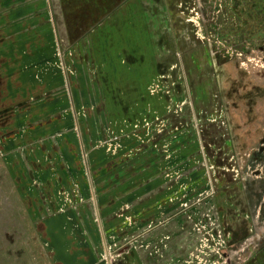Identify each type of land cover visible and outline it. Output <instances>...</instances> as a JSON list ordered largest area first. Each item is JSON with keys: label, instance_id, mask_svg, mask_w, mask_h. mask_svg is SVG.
I'll use <instances>...</instances> for the list:
<instances>
[{"label": "rangeland", "instance_id": "1", "mask_svg": "<svg viewBox=\"0 0 264 264\" xmlns=\"http://www.w3.org/2000/svg\"><path fill=\"white\" fill-rule=\"evenodd\" d=\"M88 37L123 66L89 78ZM117 224L133 251L264 264V0H0V264L55 231L112 263Z\"/></svg>", "mask_w": 264, "mask_h": 264}, {"label": "crops", "instance_id": "2", "mask_svg": "<svg viewBox=\"0 0 264 264\" xmlns=\"http://www.w3.org/2000/svg\"><path fill=\"white\" fill-rule=\"evenodd\" d=\"M91 37L93 39H99L98 37H100V35L97 32H94L91 34ZM93 39L91 41V38L89 37L88 39L86 38V40L85 38H80L75 43V46L77 45L76 48L80 54L82 65H84V67L86 68H89V70H91L92 72L94 71L93 74H91L92 72L90 71L91 73L88 74L89 78L90 75H95L96 77H98L97 79L99 81V78H101L102 74L99 67L102 65L105 66L104 61L110 60L109 64L108 62L106 64L109 66L110 70L112 68L113 73H115V68H120V66H123V63L120 62L121 58L119 54V47H122L124 45V42L123 40L118 39L117 43L113 45V43L110 42L100 41L99 43V41H97L99 45H103V47H99L97 42L93 41ZM13 129H15L16 131L14 139L11 138L12 141L14 140V145L29 142L23 141L22 139V123H16ZM15 139L18 141H16ZM25 150L26 149H24L23 151ZM34 152L35 154L33 157H36L39 152H36V150H34ZM121 228L122 227L118 224L109 226V229L113 230L114 234H117L116 238L120 244L119 248H123V251L120 252L121 254L114 258L112 263L103 262L100 259L101 251L103 249L104 234L88 235V232L87 234H85V232H82L83 234L81 233V235L74 236L62 235L63 233L60 234L55 231L57 232V234H55L54 232V236L52 235L53 240L51 239L53 248L51 250L46 251L39 250L38 253L40 257H42L43 262H45L46 264H192L191 259L189 257V250L184 249L183 244H177V241H172L171 243H168L167 248L163 251L152 252L150 245H147L148 242L146 238L148 237L141 236L138 238L146 237L144 239V242H141L145 244L143 245L144 249L135 251L129 249V247L132 246V243L134 244L135 241L131 240L132 237L123 234ZM56 243L58 244L56 245ZM42 260L39 257L33 260L31 259V264H39L38 262Z\"/></svg>", "mask_w": 264, "mask_h": 264}]
</instances>
